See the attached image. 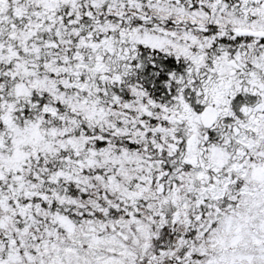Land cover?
I'll return each instance as SVG.
<instances>
[{
  "label": "snow or ice",
  "instance_id": "obj_1",
  "mask_svg": "<svg viewBox=\"0 0 264 264\" xmlns=\"http://www.w3.org/2000/svg\"><path fill=\"white\" fill-rule=\"evenodd\" d=\"M0 264H264V0H0Z\"/></svg>",
  "mask_w": 264,
  "mask_h": 264
}]
</instances>
